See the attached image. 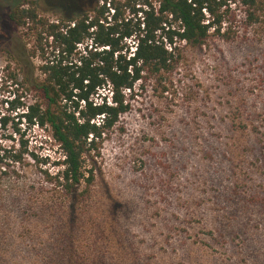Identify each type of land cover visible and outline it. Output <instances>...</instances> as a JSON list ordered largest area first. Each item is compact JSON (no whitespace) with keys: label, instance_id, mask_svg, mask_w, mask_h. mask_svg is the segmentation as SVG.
I'll list each match as a JSON object with an SVG mask.
<instances>
[{"label":"rangeland","instance_id":"1","mask_svg":"<svg viewBox=\"0 0 264 264\" xmlns=\"http://www.w3.org/2000/svg\"><path fill=\"white\" fill-rule=\"evenodd\" d=\"M98 2L0 0V264H60L74 249L84 264H264V11L247 25L232 4L236 37L179 41L177 67L127 90L129 110L86 151L92 183L76 198L48 183L63 149L23 113L57 51L10 11L57 22ZM143 2L122 0L125 16Z\"/></svg>","mask_w":264,"mask_h":264},{"label":"trees","instance_id":"2","mask_svg":"<svg viewBox=\"0 0 264 264\" xmlns=\"http://www.w3.org/2000/svg\"><path fill=\"white\" fill-rule=\"evenodd\" d=\"M232 4L244 7L247 25L256 24L264 11L263 0H144L128 17L122 0H99L89 12L49 22L35 7L13 8L10 17L17 25L42 26L57 51L55 60L40 65L43 78L35 88L41 99L23 113L27 122L50 127L63 149L62 168L47 173L48 183L72 198L85 181L90 185L85 153L129 110L127 90L172 72L179 41L203 46L212 35L236 37L226 28L237 19ZM8 157L15 163L24 159L21 151ZM72 254L75 259L60 264H84L76 249Z\"/></svg>","mask_w":264,"mask_h":264}]
</instances>
